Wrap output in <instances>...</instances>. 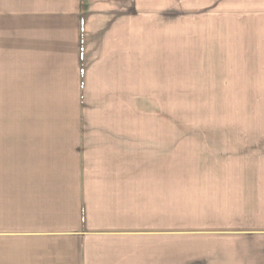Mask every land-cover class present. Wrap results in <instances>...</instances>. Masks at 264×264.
<instances>
[{"label": "crops", "instance_id": "crops-1", "mask_svg": "<svg viewBox=\"0 0 264 264\" xmlns=\"http://www.w3.org/2000/svg\"><path fill=\"white\" fill-rule=\"evenodd\" d=\"M198 73L264 99V0H0V264H264V100L175 122Z\"/></svg>", "mask_w": 264, "mask_h": 264}, {"label": "rangeland", "instance_id": "rangeland-1", "mask_svg": "<svg viewBox=\"0 0 264 264\" xmlns=\"http://www.w3.org/2000/svg\"><path fill=\"white\" fill-rule=\"evenodd\" d=\"M197 38H201V35H190V44H193ZM180 77L186 78V80L182 82L175 80V96L173 98V120L175 122L201 123V121L206 120H242L243 113L235 112L233 107H240L249 102L254 105L255 103L261 104L264 100L201 98V73L185 76L175 75V78Z\"/></svg>", "mask_w": 264, "mask_h": 264}]
</instances>
